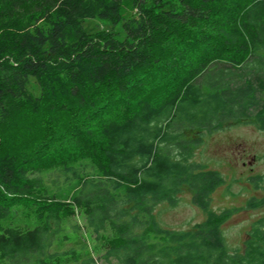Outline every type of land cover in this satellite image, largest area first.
<instances>
[{"label": "trees", "instance_id": "trees-1", "mask_svg": "<svg viewBox=\"0 0 264 264\" xmlns=\"http://www.w3.org/2000/svg\"><path fill=\"white\" fill-rule=\"evenodd\" d=\"M229 119L264 128V0H0V264H99L83 239L50 250L78 209L108 264H264V216L234 250L226 210L155 220L184 185L209 210L223 177L188 131Z\"/></svg>", "mask_w": 264, "mask_h": 264}, {"label": "rangeland", "instance_id": "rangeland-1", "mask_svg": "<svg viewBox=\"0 0 264 264\" xmlns=\"http://www.w3.org/2000/svg\"><path fill=\"white\" fill-rule=\"evenodd\" d=\"M126 11V15L134 14V9L127 8ZM84 27L90 32L112 28L121 31V23L113 26L101 18L86 19ZM31 88L39 92L34 82ZM188 134L201 137L190 160L201 164L205 170L218 171L223 177L222 182L211 194L208 211L193 201L192 190L184 185L173 203L162 201L156 205L155 220L166 228L186 229L203 221L208 212L226 210L230 214L223 224L226 242L232 250L237 249L242 246L252 224L264 216V204L255 207L248 204L251 198L264 197V128L252 122L229 119L211 132L194 129ZM34 217L33 213L21 207L15 215V222L32 225ZM85 217L78 209L62 225L55 224L50 235V250L64 251L83 239L99 264H108L100 260L99 255L106 248L103 236L109 237V231L103 232V235L93 233ZM112 264L116 263L113 261Z\"/></svg>", "mask_w": 264, "mask_h": 264}]
</instances>
